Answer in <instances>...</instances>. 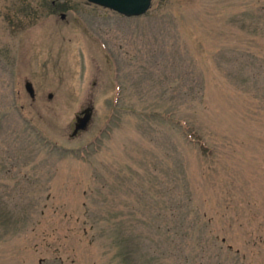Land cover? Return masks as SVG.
<instances>
[{
	"label": "rangeland",
	"instance_id": "rangeland-1",
	"mask_svg": "<svg viewBox=\"0 0 264 264\" xmlns=\"http://www.w3.org/2000/svg\"><path fill=\"white\" fill-rule=\"evenodd\" d=\"M0 264H264V0H0Z\"/></svg>",
	"mask_w": 264,
	"mask_h": 264
},
{
	"label": "water",
	"instance_id": "water-1",
	"mask_svg": "<svg viewBox=\"0 0 264 264\" xmlns=\"http://www.w3.org/2000/svg\"><path fill=\"white\" fill-rule=\"evenodd\" d=\"M87 3L99 6L113 12H116L124 17H138L144 15L150 10L153 0H85ZM25 91L31 98H34V89L32 83L25 82ZM51 96V95H49ZM91 108L78 113L75 116L73 134H77L79 131H83L87 128L91 120Z\"/></svg>",
	"mask_w": 264,
	"mask_h": 264
},
{
	"label": "flooded vegetation",
	"instance_id": "flooded-vegetation-1",
	"mask_svg": "<svg viewBox=\"0 0 264 264\" xmlns=\"http://www.w3.org/2000/svg\"><path fill=\"white\" fill-rule=\"evenodd\" d=\"M74 130V129H73ZM78 134V133H77Z\"/></svg>",
	"mask_w": 264,
	"mask_h": 264
}]
</instances>
